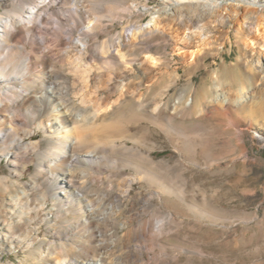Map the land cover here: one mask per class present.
I'll return each mask as SVG.
<instances>
[{"label":"rangeland","instance_id":"obj_1","mask_svg":"<svg viewBox=\"0 0 264 264\" xmlns=\"http://www.w3.org/2000/svg\"><path fill=\"white\" fill-rule=\"evenodd\" d=\"M127 3L131 10L120 12L107 28L86 37L72 33L78 50L84 48L79 39L87 44L84 67L90 71L88 81L75 83L78 94L72 97L86 114L99 112L95 125L115 121L119 115L131 116L128 136L133 137L124 143L151 157L153 167H142L159 171L163 180L172 176L177 196L160 193L156 184L136 172L134 167L140 163L135 152L97 149L99 156H106L103 163L107 166L91 179L89 192L94 195L97 215L112 216L99 224L100 230L110 229L111 235L115 232L121 239L108 251L110 256L105 255L106 264H264V142L252 128L264 124V111L257 110L260 101L264 108V44L261 39L250 44L247 34L230 20L224 25L209 22L203 31L192 28L182 35L167 34L152 26L157 15L151 9L159 0L115 4ZM0 13L6 17L1 6ZM87 26L84 30L88 31ZM139 28L149 32L133 47L126 46L132 62L122 70L116 52L109 46L108 58L103 44L113 36L128 40ZM260 28L263 32L262 19ZM38 31L36 28L34 33ZM68 33L64 31L62 39L69 38ZM56 58L54 67L41 75L51 77L48 83L57 82L60 88L55 73L68 71L70 60L63 54ZM111 74L113 81L109 80ZM27 89L24 97L14 95L17 104L7 114L24 111L29 97L37 94L32 85ZM3 126L9 128L7 123ZM88 134L89 145L110 139L95 132ZM24 140L38 145L17 166L0 155V264H48V235L61 233L65 225L56 217L52 194L37 171L39 164L47 161L44 156L52 145L43 132L24 136ZM155 166L159 170L153 169ZM131 178L137 179L133 187L128 194H121ZM34 184L37 190L31 188ZM108 184L113 189L105 199ZM28 215L36 218L28 225L36 238L24 248L6 228H15L21 217ZM85 217L69 214L63 219L75 225ZM140 224L148 230L141 240L143 250L137 254L134 250L140 237L135 230ZM15 230L18 235L23 229ZM128 251L132 253L127 259L123 254Z\"/></svg>","mask_w":264,"mask_h":264},{"label":"bare ground","instance_id":"obj_2","mask_svg":"<svg viewBox=\"0 0 264 264\" xmlns=\"http://www.w3.org/2000/svg\"><path fill=\"white\" fill-rule=\"evenodd\" d=\"M117 1L127 0H0V6L7 12L6 17L0 13V155H6L9 160H13L11 165L17 166V163L24 161L26 154L29 151L34 152L38 145L26 143L24 136H31L37 132H43L45 140L52 145V149L44 156L47 161L41 162L37 171L42 173H40L42 185L52 194L51 198L54 201L52 209L55 210L56 217L62 218L65 225L62 226L61 233L48 235L45 244L48 264H106L109 263L108 251L121 242L115 232L112 235L108 232L110 229L100 230L102 226L99 224L107 223L112 216L97 215L94 195L89 192L90 183L93 182L91 179L107 166L103 163L106 156H99L100 148L104 150L120 148L129 153L135 152L140 163L134 167L136 172L156 184L160 193L177 196L173 177L163 180L159 171L142 167L144 164L150 167L154 165L151 157L124 143L133 137L128 136L131 116L119 115L115 121L95 125L99 112L86 114L72 97L78 94L75 92V83H84L90 78V71L84 67L87 44L79 39L78 42L84 48L78 50L72 33L76 31L79 37H86L96 29L107 28L120 12L131 10L132 5L129 3L119 5L115 4ZM151 10L152 14L157 15L152 25L154 29L167 34L182 35L185 29L192 28L203 31L209 28V22L217 21L224 25L230 20L233 26L238 25L241 31L247 34L250 44L258 43L259 39L264 44V31L262 32L260 28L261 19L264 20V0H159L157 6ZM52 17L54 19L50 21ZM85 24L88 25V31L84 30ZM36 28L40 29L37 34L34 33ZM66 30L69 31V38L62 39ZM148 32L139 28L137 32H131L128 40L124 36H113L111 40L104 42L102 50L111 58L109 51L111 46L117 54L118 63L123 66L122 70H126L132 62L125 52L126 46L133 47L136 40ZM59 54L68 57L70 68L68 71L60 69L55 73V78L62 82H60L62 87L57 88L59 83L55 80L56 83L53 85L52 82L48 83L51 77H43L41 73L48 67H54L56 56ZM106 64L110 65V62L107 60ZM261 68H264V64ZM114 79L111 74L109 80ZM29 84L34 87L37 94L29 97L28 105L20 112L21 114H7L11 107L17 104L18 99L14 95L17 97L27 95ZM262 103L260 101L261 106ZM261 106L257 110L263 112L264 108ZM6 123L9 128L3 126ZM32 125V129H29ZM252 128L264 142V124L263 128L259 124H253ZM90 132L112 140L107 139L89 145L87 136ZM58 168L61 169L57 173ZM135 180L137 179L127 180L121 194H128ZM36 187L37 185L31 188ZM111 187V184L105 185L106 193L103 194L105 199L109 197L108 193L113 189ZM62 195L63 197H59ZM100 201L102 202V199ZM20 212L22 213V210ZM69 214H84L86 219L83 222L77 221L75 225L67 224L63 218ZM73 218L76 219V216ZM35 220V217L29 215L21 217V222H17L15 228H6V232L22 247L29 248L36 237L32 235L28 225ZM15 229L23 230L17 235ZM147 230L148 226L144 224L136 227V235L140 237V244L134 250L137 254L143 250L141 240L146 238ZM70 252L75 254L71 255ZM131 253L124 252L123 257L128 259Z\"/></svg>","mask_w":264,"mask_h":264}]
</instances>
